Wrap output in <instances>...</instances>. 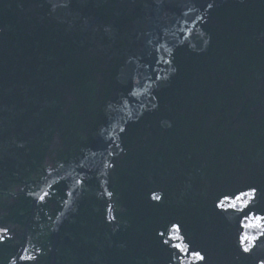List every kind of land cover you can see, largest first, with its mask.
Returning a JSON list of instances; mask_svg holds the SVG:
<instances>
[{
    "label": "water",
    "instance_id": "1",
    "mask_svg": "<svg viewBox=\"0 0 264 264\" xmlns=\"http://www.w3.org/2000/svg\"><path fill=\"white\" fill-rule=\"evenodd\" d=\"M252 215L264 0H0V264H262Z\"/></svg>",
    "mask_w": 264,
    "mask_h": 264
},
{
    "label": "snow or ice",
    "instance_id": "2",
    "mask_svg": "<svg viewBox=\"0 0 264 264\" xmlns=\"http://www.w3.org/2000/svg\"><path fill=\"white\" fill-rule=\"evenodd\" d=\"M253 194H254V190H253V193H244V194H242L241 197H237V199L241 201V203L239 205L236 203H231L229 206L235 211L243 212L244 209L248 207V203H249ZM41 199H43V197H41ZM220 207H224L223 202H221ZM246 219H248L250 221H254V223H251V224L246 225V226L253 227V228L258 230V233L260 235H264V217L252 215V216L246 217ZM257 238H258V236H255V235L250 236L247 233H245L241 237V245L243 247V251L249 252L251 250V248L253 247L254 241ZM175 247H177L181 251H187V246L177 244ZM192 256L197 260L203 259V257L199 253L194 252V253H192ZM23 258L24 257H22V259ZM262 264H264V262H262Z\"/></svg>",
    "mask_w": 264,
    "mask_h": 264
}]
</instances>
